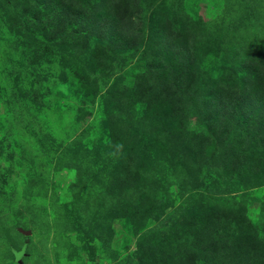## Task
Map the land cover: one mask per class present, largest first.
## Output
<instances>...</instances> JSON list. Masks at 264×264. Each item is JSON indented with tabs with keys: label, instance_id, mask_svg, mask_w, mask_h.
Returning <instances> with one entry per match:
<instances>
[{
	"label": "rangeland",
	"instance_id": "obj_1",
	"mask_svg": "<svg viewBox=\"0 0 264 264\" xmlns=\"http://www.w3.org/2000/svg\"><path fill=\"white\" fill-rule=\"evenodd\" d=\"M259 98L264 0H0V264H264Z\"/></svg>",
	"mask_w": 264,
	"mask_h": 264
},
{
	"label": "trees",
	"instance_id": "obj_2",
	"mask_svg": "<svg viewBox=\"0 0 264 264\" xmlns=\"http://www.w3.org/2000/svg\"><path fill=\"white\" fill-rule=\"evenodd\" d=\"M191 82H194V79H190ZM164 80H154L153 82H150V88L148 92V97H152L154 100H158L155 98H159V96H165L167 93L170 92V88ZM186 86L185 84L182 86V84L178 87V92L174 98V107L175 111L177 113H182L186 106L188 105L189 101H194L193 98L182 101L183 95L185 94ZM208 92V91H207ZM206 92V93H207ZM205 93V94H206ZM210 96L209 92L204 96L202 103L207 107V109L211 112V115L206 117V120L213 125L216 118L215 115H217L216 107H213V101L207 100V97ZM155 97V98H154ZM260 104V98L257 100H254L251 103V110L252 115L251 116H244L241 112L237 113L238 108L241 109L239 105H236V110H232L230 113H228V116H224L222 121L220 122L217 119V129L224 133L227 130L233 131V133L237 134V137L239 138V141L241 139V142L248 146L249 150H254L256 142L254 141L255 138L258 136H261L264 131V107L259 106ZM238 107V108H237ZM172 113H175L172 111ZM214 113V114H213ZM175 115H177L175 113ZM238 115L241 116V119L235 118ZM250 115V114H249ZM204 114L201 110V118H204ZM214 117V119H213ZM210 124V125H211ZM250 157H252L250 153ZM23 250H15V261L17 263H20V261L17 260V256L20 253H23ZM24 253L22 254L23 257Z\"/></svg>",
	"mask_w": 264,
	"mask_h": 264
},
{
	"label": "water",
	"instance_id": "obj_3",
	"mask_svg": "<svg viewBox=\"0 0 264 264\" xmlns=\"http://www.w3.org/2000/svg\"><path fill=\"white\" fill-rule=\"evenodd\" d=\"M21 256H22V253L18 254V256H17V260H18V261L21 260Z\"/></svg>",
	"mask_w": 264,
	"mask_h": 264
}]
</instances>
